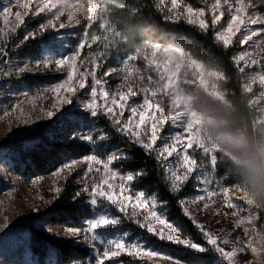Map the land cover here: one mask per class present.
Returning a JSON list of instances; mask_svg holds the SVG:
<instances>
[{
    "label": "rangeland",
    "instance_id": "rangeland-1",
    "mask_svg": "<svg viewBox=\"0 0 264 264\" xmlns=\"http://www.w3.org/2000/svg\"><path fill=\"white\" fill-rule=\"evenodd\" d=\"M153 1L156 10L168 22L183 23L199 30L201 29L198 27V21L197 24L187 23V20L184 18V15H186L184 14V7L190 6L194 10L204 9L205 15L203 19L208 24L207 30L213 31L214 37L217 32L226 27L227 21L230 19L227 5L223 4V0L222 11H224V16L215 26L211 23L212 13L208 11L210 5L215 0H195L194 3L180 0V6L175 10V14L180 16V18H173L172 20L166 18L171 15L168 12L171 0H164V4L160 7H157V0ZM16 2L17 0H0V10L4 7L13 6V11H23V9L14 6ZM229 2L234 4L235 0H229ZM105 3L104 0H93L94 9L98 10L100 7H106V11L98 12L99 18L88 28V32L89 37L91 34L101 37L103 35L109 36L111 47L108 50H104L100 42L93 44L91 47L85 46L77 63L80 71H84L85 69L90 70V58L92 54L94 52H104V56L97 60L100 67L97 69L96 75L97 78L104 81V87L110 94H116L118 89L120 91L127 90V85L120 88V85L123 83L122 76L124 75L121 71L123 60L127 58V55L133 54L137 48L143 49L146 45L155 43L132 44L127 36L117 32L112 24L110 13L114 3L109 2V0H105ZM252 3L253 6L248 10L249 15L253 18L257 16L264 17V0H252ZM33 7H36V0H34ZM62 9L65 15L57 22L55 29L50 28L43 33H39L37 31L39 25L51 18V13H41L39 16L30 14L25 18L24 25L15 33H8L6 38L0 41V47L6 52V55L0 54V143L13 138H21L60 114L76 113L83 120L85 126L83 136H93L92 141H87L93 146V151L89 155H96L97 158L104 160L112 153L122 155L120 149L113 150L106 155L101 154V151L98 149L106 141V139L100 140V136L108 137L111 134L110 131L114 135L123 136L126 139L128 137L117 133L111 122L102 113L98 114L97 117H91L90 112L84 110L83 104L91 98V77L87 80L86 88L78 89L75 95L71 97V104L58 106L54 94L50 91L52 87L66 79L67 68L57 71L54 64L49 68H44L42 61L44 59H61L71 55L75 51L79 41L84 38L85 28L87 27V16L89 14L87 0H64ZM67 14L72 15L74 19L80 20L81 23L77 25L72 22L71 26L59 29L58 25L61 22L69 25L70 22L67 19ZM191 18L197 19L195 16ZM101 19L107 24L106 31L99 27ZM4 28V22L0 19V29ZM262 29H264V23L249 24L247 28L242 27L241 32L237 34L233 43L229 46L237 50L236 57L244 52H250L253 55L248 58L249 61L251 59L262 61V63L252 67H246L243 62L237 63L235 59L239 70L241 68L244 69L243 72L240 71L243 75V89L246 94L250 95L251 104L255 112L256 117L253 129L256 143L264 141V90H262L258 81L256 82L252 79V76L264 73V44H260L259 49L256 47L259 41L264 40V31H260ZM249 30L258 31L259 35L253 37V40L249 41L248 44L241 45L239 40ZM30 31L37 32L36 37L21 44L20 42L23 40V37ZM32 42H39L38 53H23V48L29 46ZM217 43L223 46L222 43ZM160 45L164 48L180 49L172 44ZM145 52L147 55H151L150 48L149 50H145ZM177 55H179L183 67L179 81L167 89L158 84L157 86L160 87L162 94L157 99L161 100L166 114L175 116L178 123L172 124L170 121L167 122L160 135L167 139L177 132H182L181 125H183L184 128L189 129L203 142L204 147L209 150L210 154L214 153L218 156L221 153L225 155L223 145L226 144V141L233 138H241V136L215 135L211 130L213 126L212 122L208 118L196 114L192 109V91L200 89L210 95L217 96V87L214 83L217 77L202 63L192 60L183 51ZM131 63L140 69L139 75L143 77V80L141 81L139 76L134 73L129 78V82L134 85L140 84L144 87L154 86L149 83L147 78L151 76L153 81H157L158 77L147 66L143 55ZM26 65L30 71L18 76L15 69L25 67ZM105 73H109L110 75H105ZM136 90L140 91L139 88ZM142 99L143 93H140L138 96L130 98L129 104H140L142 103ZM48 111L54 112L55 115L51 118L47 117L46 112ZM127 115L128 112H125V119ZM24 121L29 122L24 123ZM105 122L108 123L109 128L104 126ZM163 142V140H158L157 145L160 146ZM136 146L139 147L138 145ZM12 154L8 149L0 147V264H58L56 253L53 249H49L43 257L33 253L30 241V229L39 230L52 239L89 249V256L87 258L71 264H80V261H84L85 264H96L92 245L82 242V235L70 237L68 234L69 229L84 227V222L95 215L93 206L89 203L90 197L86 193H81L79 197L76 196V193L81 192L84 186L83 177L87 164L80 163L83 157L65 162L48 175L27 178L15 172ZM189 154L193 155L197 160L198 167L189 181L178 192L182 194L180 201H185L183 207L180 204L182 213L183 208L187 207L192 218L198 224L203 225L204 230L227 239L229 241L228 244L221 242L220 245L226 250H231L233 247L241 250L234 257V264H264V245L260 243L261 240H264V197L251 194L245 184L231 187L226 186L223 183V179L217 176L216 169L213 170L211 168L210 158L205 157L201 150L190 149ZM151 156L154 158L153 155ZM174 159V157L170 158V161ZM202 160L204 161V166L212 172L215 182L211 185H204L202 181L198 182L195 179L199 173L203 172V168L199 167ZM73 161H77L78 163L75 170L71 171V174L65 171L60 176L53 175L54 172L63 168L65 164ZM118 161L113 162L110 167L120 175H127V172H122L116 167L115 164ZM161 169L163 171L162 167ZM133 182L130 185L132 192L143 193L134 189ZM167 183L169 184L168 181ZM54 187L61 189L59 194L52 191ZM205 188L215 191L217 194L206 198L204 201H198L195 204L191 203L194 198L206 195ZM224 188L228 189L227 195L237 205V208H229L225 205L224 194L221 191ZM65 194L70 197V202L86 207L89 210V216L84 218L78 227L50 225L45 223L42 218L43 214L53 207ZM144 198L149 201L155 199L158 214L176 226L180 230L182 238H190L182 226L169 219L167 206L160 202L155 195L144 194ZM205 203L209 204L208 208H204ZM234 211L237 212L236 216L232 215ZM112 212L115 215L123 217V214L115 212L114 209H112ZM186 219L202 236L201 231L192 223V219H189V217H186ZM241 219L244 223L237 226V221ZM245 229L248 231L245 232ZM125 232L128 233L127 237L123 236ZM98 233L103 239L115 237L117 239H124L126 243L137 241L142 245V254L140 256L123 254L118 258L105 261V264H201L183 262L171 255L169 249H176L182 252L190 251L194 254H210L213 260L212 264H217L219 260L218 255L213 251L199 253L181 245L161 241L157 237L147 233L145 229H140L138 225L126 219H122L121 225L109 226L106 229L98 230ZM95 247L100 251L103 250L100 241L95 242ZM148 251H153L156 255L148 256L143 254Z\"/></svg>",
    "mask_w": 264,
    "mask_h": 264
},
{
    "label": "snow or ice",
    "instance_id": "snow-or-ice-1",
    "mask_svg": "<svg viewBox=\"0 0 264 264\" xmlns=\"http://www.w3.org/2000/svg\"><path fill=\"white\" fill-rule=\"evenodd\" d=\"M114 3L115 0H109ZM64 0H36V7H33L34 0H17L15 7L23 9V11H13V6L4 7L0 10V19L3 20L5 28L0 29V41L6 38L8 33H15L25 23V18L30 14L39 16L41 13H51V18L47 19L45 23L39 25L37 31L43 33L48 29H55L57 22L61 17L65 15L62 9ZM105 3V0H104ZM88 4V16L87 27L85 28L84 38H82L75 48V51L61 59H44L42 61L44 68H49L51 65H55L57 71H61L67 68L66 79L58 83L50 89L55 96L56 104L67 105L72 103L71 97L75 95L78 89L86 88L87 80L91 77L92 85L90 91V99L83 104L85 111L90 112L91 117H97L102 113L115 128L117 133H120L133 143L138 145L147 154L153 155L158 164L163 168L165 178L169 182V191L172 193H178L187 181L192 177V174L197 170L198 163L193 155L189 154V150H201L205 157L210 158L211 168L214 170L220 162L218 156L214 153L210 154L203 142L198 139L189 129L182 126V132H177L175 135H171L165 139L160 135L164 125L167 122L177 124L178 120L175 116L166 114L165 108L161 100L157 99L162 94L160 87L162 85L164 89L173 86L179 81L180 74L183 70L182 61L177 55L182 50L173 48H164L158 43L146 45L143 49L137 48L136 51L127 55V58L123 60V67L121 71L124 73L122 76L123 83L120 88L127 85L126 91H120L118 89L116 94H110L104 87V81L97 78L96 71L100 67L97 60L104 56V52H94L91 56V69H85L80 71V67L77 63L81 56L82 50L85 46L91 47L93 44L100 42L104 50H108L111 47L110 37L103 35V37L96 34H91L89 37L88 28L91 27L94 21L98 17V12L106 11V7H100L98 10L93 7V0H87ZM164 4V0H157V7ZM223 4L227 5V10L230 15V19L227 21L226 27H223L221 31L217 32L215 39L217 42L222 43L224 48H228L234 41V38L241 32L242 27L247 28L249 24L255 25L257 23H264V17L257 16L253 18L249 15V8L253 6L252 0H235L234 4L229 0H223ZM106 5V3H105ZM180 6V0H171V6L168 8V12L171 14L166 18L172 20L173 18L179 19L180 16L175 14V10ZM55 10V11H54ZM212 13V25L218 24L224 16L222 11V0H215L208 9ZM184 18L189 24H197L201 30H207L208 24L203 19L205 15L204 9L194 10L190 6L184 7ZM195 16L197 19H192ZM67 19L70 22L69 25L61 22L59 23V29H64L66 26H71V23L80 24L81 21L74 19L70 14H67ZM99 27L104 31L107 30V24L101 19ZM264 31V29L260 30ZM37 32H28L23 40L20 42L23 44L29 39H34ZM259 35L258 31H246L242 38L239 40L241 45L248 44L253 40V37ZM90 39V43H89ZM103 41V42H102ZM260 44H264V40L259 41L256 44L259 49ZM151 49V55H147L145 50ZM0 54L6 55V52L0 47ZM143 55V59L146 61L147 66L150 67L157 75L158 80L153 81L149 76L147 79L151 87H144L140 84L134 85L129 82V78L135 73L139 76L140 80L143 77L140 76V69L136 68L131 62L138 60ZM253 53L244 52L236 57V62H243L246 67H252L254 65L262 63L257 59H251ZM40 63V62H38ZM17 75L29 72L27 67H21L15 69ZM244 71L243 68L240 69ZM105 75H110L105 73ZM254 81H258L262 90H264V73L256 74L252 76ZM139 88L138 92L136 89ZM143 93L142 103L137 105H130L129 100L132 97L138 96ZM66 94V95H65ZM59 110V108H58ZM125 112H128L125 119ZM55 115L54 112H46V116L51 118ZM29 121H24L28 123ZM85 141H92V135H86L82 137ZM107 139L106 136H100V140ZM163 140L162 145L158 146L157 141ZM175 158L170 161V158ZM125 157L123 155H117L112 153L106 160L97 158L96 155H86L83 157L80 163H86L87 168L84 171L83 183L84 186L81 192H77L76 196L79 197L81 193H86L90 197V205L93 206L95 215L93 218L87 219L84 227L69 229L70 237L83 236L82 242H87L92 245L93 255L95 257L96 264H105V261L118 258L123 254L129 256H140L142 254V245L140 242L134 241L126 243L124 239H117L115 237L110 239H103L98 233V230L106 229L109 226L121 225L122 219L132 221L139 226L140 229H145L147 233L157 237L161 241H168L175 245H181L187 249L195 250L199 253H205L206 251H213L218 255L219 260L217 264H234V257L237 255V248L233 247L231 250H226L220 246L228 244L229 241L223 237H218L213 232L204 230V226L198 224L195 219L192 218L187 207L183 208V214L189 219H192V223L201 231L205 245L193 242L191 238H182L180 230L169 223L167 220L161 217L156 211L157 204L155 199L149 201L144 198L143 193H133L131 190V182L134 181L136 175H142V172H137L135 175L129 172L127 175H120L116 171L112 170L110 165L117 160H122ZM77 161L65 164L63 168L54 172V176H60L65 171L71 174V171L75 170ZM200 168H203V172L199 173L195 179L204 185H211L215 181L213 179L212 172L204 166L202 160L199 164ZM52 191L59 194L61 189L54 187ZM206 195H200L194 198L191 203L195 204L198 201H204L206 198L215 196V191L204 189ZM224 194V203L229 208H237V205L231 201V198L227 195L228 189H221ZM181 206L185 204V201H180ZM209 204L205 203L204 208H208ZM123 214L115 215L112 212ZM233 216L237 215V212L232 213ZM244 223V221L238 220L237 226ZM248 230L245 229V232ZM128 233H123L124 237H127ZM100 241L102 251L95 247V242ZM260 243L264 245V240ZM144 255L153 256L156 255L153 251L143 253ZM80 264H85L84 261H80Z\"/></svg>",
    "mask_w": 264,
    "mask_h": 264
},
{
    "label": "trees",
    "instance_id": "trees-1",
    "mask_svg": "<svg viewBox=\"0 0 264 264\" xmlns=\"http://www.w3.org/2000/svg\"><path fill=\"white\" fill-rule=\"evenodd\" d=\"M110 16L115 30L125 34L132 44H172L214 73L217 77L214 82L217 96L200 89L192 91L193 111L212 122L211 130L215 135H239L249 143H256L253 129L256 116L251 97L243 89V75L235 63L236 49L218 44L211 30L201 31L183 23L168 22L156 10L153 0H115ZM39 47V42H32L23 48V53L37 54ZM104 126L109 128L107 122ZM84 128L78 114L64 113L21 138L1 142L0 147L13 153V167L18 175L37 178L52 173L65 162L92 153L93 146L82 139ZM110 132L98 148L101 154L120 149L125 158L119 160L116 167L134 175L142 172V175L135 176L134 189L146 195H155L167 206L169 219L182 226L194 242L205 245L203 237L182 213V194L169 191V184L158 162L129 139ZM223 150L225 155L218 154L220 162L215 168L217 176L229 187L244 184L238 175L240 166L237 163L242 149H230L226 143ZM88 216L86 207L70 202V197L65 194L42 218L50 225L78 227ZM30 241L33 253L40 257L53 249L58 264H71L89 256L88 248L52 239L36 229H30ZM169 250L171 255L183 262L213 263L210 254Z\"/></svg>",
    "mask_w": 264,
    "mask_h": 264
},
{
    "label": "clouds",
    "instance_id": "clouds-1",
    "mask_svg": "<svg viewBox=\"0 0 264 264\" xmlns=\"http://www.w3.org/2000/svg\"><path fill=\"white\" fill-rule=\"evenodd\" d=\"M230 149H242L237 158L238 175L254 196L264 197V141L249 143L243 138L226 141Z\"/></svg>",
    "mask_w": 264,
    "mask_h": 264
}]
</instances>
